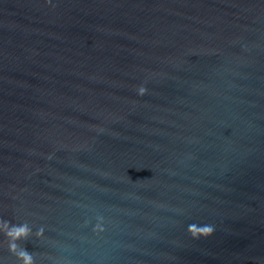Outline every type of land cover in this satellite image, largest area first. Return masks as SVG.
<instances>
[{
    "label": "water",
    "instance_id": "water-1",
    "mask_svg": "<svg viewBox=\"0 0 264 264\" xmlns=\"http://www.w3.org/2000/svg\"><path fill=\"white\" fill-rule=\"evenodd\" d=\"M0 264H264V0H0Z\"/></svg>",
    "mask_w": 264,
    "mask_h": 264
},
{
    "label": "clouds",
    "instance_id": "clouds-1",
    "mask_svg": "<svg viewBox=\"0 0 264 264\" xmlns=\"http://www.w3.org/2000/svg\"><path fill=\"white\" fill-rule=\"evenodd\" d=\"M141 92H143V89H141ZM191 227V226H190ZM213 231L212 227L211 226H205L202 228L201 230V234L202 235H209L211 234ZM196 238H199V237H196Z\"/></svg>",
    "mask_w": 264,
    "mask_h": 264
}]
</instances>
